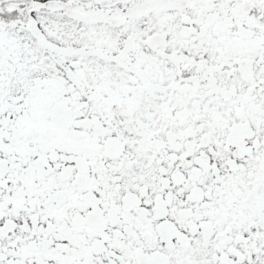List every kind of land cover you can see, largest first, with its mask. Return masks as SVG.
I'll return each mask as SVG.
<instances>
[{
	"label": "snow or ice",
	"instance_id": "obj_1",
	"mask_svg": "<svg viewBox=\"0 0 264 264\" xmlns=\"http://www.w3.org/2000/svg\"><path fill=\"white\" fill-rule=\"evenodd\" d=\"M0 264H264V0H0Z\"/></svg>",
	"mask_w": 264,
	"mask_h": 264
}]
</instances>
